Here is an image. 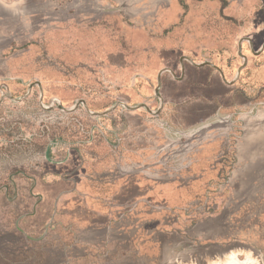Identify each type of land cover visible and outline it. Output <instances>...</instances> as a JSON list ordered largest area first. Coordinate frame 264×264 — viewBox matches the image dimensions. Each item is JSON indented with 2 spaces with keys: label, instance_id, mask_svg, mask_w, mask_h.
Segmentation results:
<instances>
[{
  "label": "rangeland",
  "instance_id": "1",
  "mask_svg": "<svg viewBox=\"0 0 264 264\" xmlns=\"http://www.w3.org/2000/svg\"><path fill=\"white\" fill-rule=\"evenodd\" d=\"M25 1L12 2L13 15L0 6V83L11 87L0 97V264H264V202L255 196L253 203L242 206L245 200L232 198L231 188L222 191V201L208 212L194 215L197 223L189 224L190 233L213 238L185 240L184 255L177 251L181 246L154 249L149 242L134 240V230L128 226L120 232L101 226L104 229L91 232L78 246L68 223L54 221L48 231L44 224L26 229L39 203L35 194L44 190L42 181L52 180L45 171L76 140L89 138V129L97 124L82 109L41 110L40 89L45 91L44 101L57 98L70 109L85 100L91 112L102 114L113 105L118 88L131 96L132 105L146 101L157 72L178 65L179 57L228 66L231 81L241 65L235 53L237 43L251 39L255 49L264 43V0H29L28 5ZM114 8L120 10L109 11ZM123 69L125 74L118 77ZM253 76L250 99L238 95L233 108L217 110L216 104L202 101L214 96L222 103L232 95V88L214 76L206 89H193L189 104L184 103L183 85H175L172 94L166 92L172 100L168 111L174 117L170 128H161L141 110L136 112L142 116L141 127L130 115L119 121L116 109L112 115L117 123L101 121L109 127L104 135H200L218 138L222 152L228 154L244 142L246 123L259 124L264 118V92L257 91L264 84V69L255 68ZM166 81L170 82L168 76ZM239 87L245 85L240 82ZM235 107L237 119L230 122ZM72 118L81 119L83 132ZM225 118L224 129L211 130L220 125L216 120ZM231 164L228 160L225 165ZM255 170L250 179H256L254 188L260 191L264 163ZM225 174L221 182L228 183L230 177L224 178ZM8 185L11 189L5 191ZM213 214H217L215 220L210 219ZM233 228L241 232L239 243L218 238L230 236ZM159 238L160 245L170 241L163 235Z\"/></svg>",
  "mask_w": 264,
  "mask_h": 264
},
{
  "label": "crops",
  "instance_id": "2",
  "mask_svg": "<svg viewBox=\"0 0 264 264\" xmlns=\"http://www.w3.org/2000/svg\"><path fill=\"white\" fill-rule=\"evenodd\" d=\"M5 1L0 6L13 15L14 0ZM250 123L244 127V142L236 145L235 163L225 174L228 183L221 182L225 158L216 160L218 138H124L123 143H131L124 148L106 139L107 144L69 151L68 158L45 171L52 180L42 181L44 190L35 194L38 209L26 229L44 224L48 231L54 221L68 223L78 246L106 225L118 232L128 226L134 230V240L149 242L154 249L181 246L177 251L184 255L185 240L213 238L190 233L189 224L197 223L196 213L205 214L222 201L224 189L231 188L234 199L243 197L242 206L253 203L255 196L264 202V187L255 189L256 179H250L257 174L256 166L264 163V118L259 124ZM241 160L245 163L238 166ZM231 231L218 238L239 243L241 232ZM161 235L170 241L160 245Z\"/></svg>",
  "mask_w": 264,
  "mask_h": 264
},
{
  "label": "flooded vegetation",
  "instance_id": "3",
  "mask_svg": "<svg viewBox=\"0 0 264 264\" xmlns=\"http://www.w3.org/2000/svg\"><path fill=\"white\" fill-rule=\"evenodd\" d=\"M254 46H255V42L251 39L242 40L239 43H237L235 53H236V58L241 60V65L235 69V74H234L235 76L232 78L231 81H228V78L226 75V69L228 68V66H226L225 68L223 66L212 63V61H209V60H205L204 62L197 64L192 58L188 56L179 57L177 60L178 65H176L175 67H172L174 70L172 68H170L171 70L167 68V69H163L157 72L155 76L154 84H151L149 88V96H146V101H139L132 105L131 96H128L123 90L118 88L117 97L113 105L108 107L102 114L91 112V110L88 109V104L85 100H81L80 102L75 103L70 109L66 108L65 105L57 98H51L50 100L44 101L45 91L40 89L41 96L39 98V107L41 110L48 111V110L53 109V110H56L57 112L65 113L64 111H67V110L76 112L79 109H82L86 112L88 116L92 118V120L97 121V124H92L91 128L89 129L90 134L88 133V131L86 132V134H89L88 135L89 138H80L79 140H76L75 146L69 147V149H67L62 154L63 156L57 157L56 160L58 161L57 163H55V166H57V164L62 163L64 159L68 158L69 151H73V150L75 151L76 149L80 150V148L82 147L89 148V146L91 145L95 146V145H98L99 143L107 144L106 139H109V140L113 139L114 140L113 146L115 145V147L117 145H122V147L124 148L125 146L127 147L129 144H131V143L128 144V143L122 142L124 138H128V136L121 135L118 137L119 138L118 140L117 138H106L104 135L105 134L104 130L109 129V127L106 126L105 123H101V121L117 123L118 120H116L117 119L116 116L112 115V113L116 109L119 110V113H118L119 121H120V118H123L121 119L122 122L123 120H126L125 119L127 117L126 115H130V117H134L135 115L136 117L134 118L135 120L138 121L137 126L141 127V124H142L141 117L142 116L139 113H136L139 110H141L142 113H144L150 119H153L155 122H159L158 124L160 125L161 128L163 129L170 128L169 124L172 125L171 122H173L174 117L172 113L168 111L169 110L168 106L171 104L172 100H171V97H166L165 94L166 92L172 94V92H174L173 88H175V85L177 84H181L184 86L182 90H183V97H184L185 104H189L190 94L193 91V89L195 88L199 90L206 89L211 84L214 76H217L219 81L224 86L228 88L230 87L232 88V95L230 96L229 99H226V101L222 103H220L219 98L217 99L214 96H210L209 98L203 97L202 101L204 103H205V100H207L206 102L208 103L216 104L215 106H218L217 110H221V108L227 109V108H233L234 106H237L238 104L237 99L239 98L238 95L242 96V98H245L246 100H249L250 99L249 95H252L253 93V84H254L253 71L255 70V68H259V67L261 69H264V43H262L260 48L258 49H255ZM255 61H256V64H255ZM228 64H231V61H229ZM125 72H126L125 69L119 70L117 72V76L120 77L124 75ZM166 76H168L170 79L169 83H167L166 81ZM240 82H242L245 85V88L239 87ZM10 89L11 87L9 85H5L4 88L0 87V97L8 93ZM28 90L30 91L31 87H29ZM257 91L259 94L263 93L264 84L259 86ZM138 92L141 93V91L139 90ZM196 98L199 99V97H196ZM208 110L211 111L213 109L209 108ZM236 116H237V112H236V107H235L233 109V112L230 115L229 121L232 122L233 118H235L234 121H236L237 119ZM184 119H185L184 120L185 124H188L189 123V112L185 113ZM72 120L74 121V125L80 130V132H83L84 126H83V123L81 122V119L72 118ZM214 123H220V125L212 126L211 130L219 131V130L224 129L227 126L228 122L225 118L224 122L220 120H216V122ZM222 123H225V125L222 126L221 125ZM229 124H230V130H232V127H231L232 124L231 123ZM233 127L236 128V124L233 125ZM124 128H126V126L123 125V129ZM95 131L99 132L102 138H97ZM124 132H126V129L124 130ZM143 137L144 138H160L158 137L157 134L155 135L145 134ZM188 137H189L188 135H185V138H188ZM198 137H202V136L199 135ZM136 138H139V136H137ZM161 138H178V137L172 134H169V135L165 134V135H161ZM181 138H184V137L181 136ZM219 145L220 143H218V147ZM115 147L113 148L114 150H115ZM222 150H223L222 147L221 148L219 147V149L217 150L216 160H221L225 158L224 165H223L224 167H222L223 169H221V171L225 170L224 172L227 173V171L230 169V166L229 168H227L225 164L228 160H229V164L235 161V157H234L235 151L233 150L232 152L226 154V153H223ZM48 152L49 151H46V155L44 156V159L47 158ZM227 155L230 158L227 157ZM224 172H221V173L223 174ZM8 187L9 185L5 187L6 191L11 189ZM38 205L39 203L36 206L38 207ZM36 211H37V208H36ZM36 211L34 209L35 213ZM34 215H30V216H34ZM18 230L22 234H25L24 232L21 231L20 228H18Z\"/></svg>",
  "mask_w": 264,
  "mask_h": 264
},
{
  "label": "water",
  "instance_id": "4",
  "mask_svg": "<svg viewBox=\"0 0 264 264\" xmlns=\"http://www.w3.org/2000/svg\"><path fill=\"white\" fill-rule=\"evenodd\" d=\"M118 10H120V8H114V9H111L109 11H118ZM62 109H63V107H62Z\"/></svg>",
  "mask_w": 264,
  "mask_h": 264
},
{
  "label": "trees",
  "instance_id": "5",
  "mask_svg": "<svg viewBox=\"0 0 264 264\" xmlns=\"http://www.w3.org/2000/svg\"><path fill=\"white\" fill-rule=\"evenodd\" d=\"M199 1H201V0H199Z\"/></svg>",
  "mask_w": 264,
  "mask_h": 264
}]
</instances>
